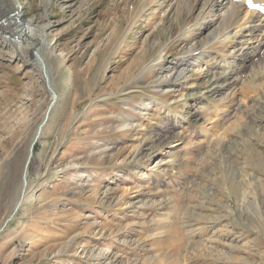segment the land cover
<instances>
[{"label": "rangeland", "instance_id": "374dc122", "mask_svg": "<svg viewBox=\"0 0 264 264\" xmlns=\"http://www.w3.org/2000/svg\"><path fill=\"white\" fill-rule=\"evenodd\" d=\"M24 1L49 23L56 96L0 46V227L46 118L0 264H264V52L214 93L202 66L237 28L170 72L207 33L204 0Z\"/></svg>", "mask_w": 264, "mask_h": 264}, {"label": "bare ground", "instance_id": "6f19581e", "mask_svg": "<svg viewBox=\"0 0 264 264\" xmlns=\"http://www.w3.org/2000/svg\"><path fill=\"white\" fill-rule=\"evenodd\" d=\"M140 1H142V4H144L148 0ZM246 1L247 0H204L200 5V9L196 17L200 18L201 23H203L206 18H209L206 23L204 22L205 25L203 26V30L207 32V36L205 35L201 38L199 35L197 38L198 40L195 39L193 43L188 44L184 59L181 60V62H178L177 65L173 66L170 72H173L178 76L183 71L182 68L185 66L184 63L194 59L200 60L202 62L204 55L206 52H208L206 48H213V46L210 45L211 39L209 38V34L214 35V38L219 37L223 31H227L230 27H233L237 28L235 33L236 35L240 36V40H234L233 38H230L229 40L231 42H233V40L236 41L240 44V46L236 48V51L234 50L235 52H232L229 56H227L228 59L224 60L223 58L221 60L222 62L220 63L214 59L213 62H217L216 64L209 63V65L207 64V67L202 66V69L205 71L204 77L207 78L208 82H210L208 87L211 92L218 93L221 90H226L231 82L237 81V74L243 67V63L249 59L248 57H253L257 53L264 52V15L253 9H248L245 6ZM253 1L255 3L264 5V0ZM26 2L24 0H0V18L3 16L5 17L3 23H0V46H11L12 51L14 52L13 56L18 57L21 60L23 59L26 63L31 64L32 68L36 70L38 75L37 77H40L44 82L47 80V84H49V93L53 99V97L56 96L54 89L56 88L55 86L57 84L55 83L56 85H54L55 78L53 77L52 65V42L46 40V31L49 28V23L39 25L34 23L33 19L25 18L26 10L24 5ZM196 3H198V0ZM142 4L137 5L136 8H134V10L136 9V14H138L137 11H141L142 8H145V5L142 6ZM242 12L244 14L242 15L244 19L239 23L241 20L239 15ZM211 21H213V24L210 23ZM255 29L258 34L255 33ZM244 37L247 38L244 39ZM253 39L256 40L253 41ZM202 42L203 44L199 47L197 44ZM214 46L217 47L218 45L215 44ZM36 49L39 51L42 50V53L39 54L37 60H33L31 57V52ZM43 53V58L45 60L41 57ZM40 58H42L41 62L39 60ZM206 62H208V60L205 61V63ZM221 79L228 80L225 83H220ZM43 119L35 128L30 143L34 140L36 135L39 137L41 132V130L39 131V128L41 124H43ZM173 122L177 123V120L175 119ZM29 147L23 161L20 173L21 176L19 175L20 181L17 188V195L11 206L10 214L13 213L18 203L22 204L26 196V189L28 186L26 160L29 155ZM9 215L7 217H9ZM107 250H109V247L104 249V251Z\"/></svg>", "mask_w": 264, "mask_h": 264}, {"label": "water", "instance_id": "95a60500", "mask_svg": "<svg viewBox=\"0 0 264 264\" xmlns=\"http://www.w3.org/2000/svg\"><path fill=\"white\" fill-rule=\"evenodd\" d=\"M46 120V118L44 119V121ZM43 124H41L40 128H39V131L41 130V127H42ZM39 134V133H38ZM38 138V135H36V137L34 138V140L31 142L30 144V149H29V155H28V158L26 160V169L28 167V163H29V159H30V156L32 155V151H33V145L35 143V141L37 140ZM20 203L17 204V206L15 207L13 213H11L9 215V217L4 221L3 225L0 227V231L2 230L3 226L9 221V219L16 213L17 209L20 207Z\"/></svg>", "mask_w": 264, "mask_h": 264}, {"label": "crops", "instance_id": "0c3cea01", "mask_svg": "<svg viewBox=\"0 0 264 264\" xmlns=\"http://www.w3.org/2000/svg\"><path fill=\"white\" fill-rule=\"evenodd\" d=\"M30 144H31V143H30ZM24 159H25V157H24ZM24 159H23V161H24ZM22 165H23V163L21 162V165H19V166H20V169H21ZM19 166H17L18 169H19ZM16 176H17V175H16Z\"/></svg>", "mask_w": 264, "mask_h": 264}, {"label": "snow or ice", "instance_id": "6c2138e0", "mask_svg": "<svg viewBox=\"0 0 264 264\" xmlns=\"http://www.w3.org/2000/svg\"><path fill=\"white\" fill-rule=\"evenodd\" d=\"M249 3H251V0H248Z\"/></svg>", "mask_w": 264, "mask_h": 264}]
</instances>
